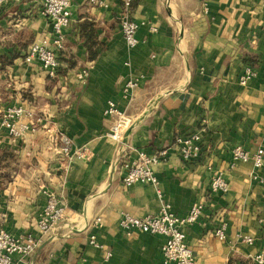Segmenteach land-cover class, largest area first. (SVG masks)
<instances>
[{
    "label": "crops",
    "instance_id": "obj_1",
    "mask_svg": "<svg viewBox=\"0 0 264 264\" xmlns=\"http://www.w3.org/2000/svg\"><path fill=\"white\" fill-rule=\"evenodd\" d=\"M43 1L5 0L0 10V112L22 105L43 118L22 137L0 126V228L39 239L18 264H165L162 235L118 226L121 213L143 216L162 201L179 216L203 204L183 228L195 264H264V167L231 156L236 145L250 152L264 145V0H131L139 23L132 48L119 29L122 0H106L107 7L77 0L53 75L24 60L28 45L52 32ZM246 65L256 75L242 85ZM84 67L86 82L77 76ZM130 78L138 84L125 93ZM108 100L137 121L120 143L105 135ZM193 133L195 158L183 161L171 149L155 166L161 196L156 186L122 182L132 149L152 154ZM59 134L88 157L61 161ZM219 172L226 192L210 190ZM42 186L64 203L48 231L37 226ZM219 227L223 239L214 235Z\"/></svg>",
    "mask_w": 264,
    "mask_h": 264
},
{
    "label": "built area",
    "instance_id": "obj_2",
    "mask_svg": "<svg viewBox=\"0 0 264 264\" xmlns=\"http://www.w3.org/2000/svg\"><path fill=\"white\" fill-rule=\"evenodd\" d=\"M5 0H0V10ZM77 0H44L41 14L48 18L51 23L52 32L47 36L34 39L27 47L24 60L30 62L34 59L39 61L43 70L49 75L55 74L59 62L57 52L62 49L64 41V29L70 24L72 10ZM92 6L107 7L106 0H82ZM122 14L119 19V29L122 38L129 48L136 46L139 42L137 23L131 16V0H122ZM89 75L88 68H81L77 76L82 82H86ZM256 71L252 66H244L239 75L240 84L244 85ZM138 84L137 78H130L124 82L123 91L130 92ZM104 114L111 116L112 122L105 135L110 140L120 143L132 123L131 118L120 110L116 103L108 100L103 110ZM42 116L22 105L8 106L0 112V126L12 137H22L28 132L35 131L42 123ZM200 137L197 133L186 136H175L172 142L157 152L147 154L140 149H132L135 156H129L122 161L124 168L122 182L125 185L134 183L149 184L156 186L158 180L154 172L155 166L164 161L171 149H176L183 161L195 158L200 150ZM56 152L61 156V161L72 159H83L88 157L85 147L75 146L72 140L65 134H59L55 144ZM233 162L251 161L255 168L264 167V145L256 148L253 152L236 145L231 149ZM264 180L263 178H261ZM210 190L226 192L228 182L222 172L215 173L210 178ZM42 194L45 203L37 219V226L42 231L53 230L64 216V203L54 190L42 186ZM157 194L161 191L157 187ZM203 204L195 203L184 216L177 215L171 205L162 201L158 210L149 212L143 216H134L130 213H121L118 226L126 233L141 231L149 234H160L164 237L161 254L165 264H195L192 249L185 242L183 228L193 223L200 215ZM100 218H96L98 223ZM214 235L223 239L225 237L223 227L216 228ZM248 243L252 242L249 236H239ZM91 243L95 244L93 236ZM39 244V239L29 232L14 236L3 228H0V264H18L21 257L31 254ZM96 245V244H95ZM110 255V252L107 253ZM260 257V256H259ZM261 260V257L258 258Z\"/></svg>",
    "mask_w": 264,
    "mask_h": 264
},
{
    "label": "water",
    "instance_id": "obj_3",
    "mask_svg": "<svg viewBox=\"0 0 264 264\" xmlns=\"http://www.w3.org/2000/svg\"><path fill=\"white\" fill-rule=\"evenodd\" d=\"M137 121H134L131 123V125L129 126V128L127 129L126 133H125V136L130 132V130L136 125ZM124 136V137H125Z\"/></svg>",
    "mask_w": 264,
    "mask_h": 264
},
{
    "label": "rangeland",
    "instance_id": "obj_4",
    "mask_svg": "<svg viewBox=\"0 0 264 264\" xmlns=\"http://www.w3.org/2000/svg\"><path fill=\"white\" fill-rule=\"evenodd\" d=\"M42 7H43V5H42ZM41 10H42V8H41Z\"/></svg>",
    "mask_w": 264,
    "mask_h": 264
}]
</instances>
